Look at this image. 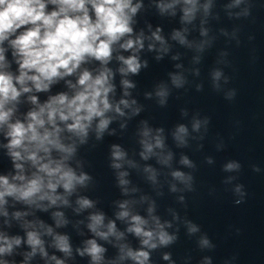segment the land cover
<instances>
[{
  "label": "water",
  "instance_id": "obj_1",
  "mask_svg": "<svg viewBox=\"0 0 264 264\" xmlns=\"http://www.w3.org/2000/svg\"><path fill=\"white\" fill-rule=\"evenodd\" d=\"M171 2L132 0L133 5H141L132 17L133 32L114 45L107 65L115 86L110 102L115 105L125 99L130 107L120 105L123 115L107 112L111 122L99 138L95 130L98 119L83 143L67 130L60 134L64 144L75 145L74 154L65 163L77 176L88 177L70 194L57 188L55 194L64 197L67 204L57 201L51 205L44 200L38 201L42 207H37L5 197L6 203L0 207V234L19 237L21 243L11 254L0 255V262L56 264L55 256L63 264H93L90 255L80 253L87 241L95 240L105 250L99 264H137L126 255L128 249L148 252L145 264H264V0H197V11L190 21L183 19V0L174 9L161 11L159 5ZM53 8L48 5L47 11ZM177 32L183 43L174 38ZM141 33L142 49L120 48V43L135 40ZM3 46L10 70L16 73L12 50L7 42ZM133 54L141 68L137 74L122 76L118 71L122 64L116 57ZM100 67L98 61L89 60L48 92L22 94L10 122L24 121L35 107L28 101L29 95H36L40 103L61 92L71 95L66 80L76 83L80 71L88 69L96 75ZM174 76L180 78L179 86L173 82ZM124 79L133 87L125 90ZM161 90L166 92L163 97L157 95ZM197 122L199 127L195 128ZM181 125L187 129L183 143L175 136ZM145 127L151 129V143L157 135L163 142V147H154L147 159L141 143ZM5 131L0 129V176L20 184L12 180L18 171L6 147ZM113 146H119L123 159H113ZM51 155L53 159L62 156L56 150ZM184 158L189 164L182 163ZM15 163L24 165L27 178L36 172L30 161ZM114 163L120 167H113ZM229 163L239 168L228 171ZM174 172L190 179H177ZM121 179L127 183L121 184ZM82 198L92 206L81 208L78 200ZM125 202L127 208L122 209ZM124 210L129 216L121 219L118 214ZM96 214L104 217L98 231L107 232L112 222L116 234L104 239L91 231L90 217ZM132 216L147 221L144 230L154 233L159 231L158 220L173 240L161 245L154 235L152 242L157 247L148 248L142 244L143 237L128 231ZM58 219L62 221L59 225ZM191 226L197 231L191 232ZM47 228L52 229L51 235ZM30 231L39 233L46 256L37 249L26 259L32 251L27 243ZM56 235L68 238L70 255L55 247ZM204 239L207 245L202 244Z\"/></svg>",
  "mask_w": 264,
  "mask_h": 264
},
{
  "label": "clouds",
  "instance_id": "obj_2",
  "mask_svg": "<svg viewBox=\"0 0 264 264\" xmlns=\"http://www.w3.org/2000/svg\"><path fill=\"white\" fill-rule=\"evenodd\" d=\"M180 2L181 0H172L171 3L161 4L159 7L163 12L174 9ZM183 4L185 5L183 19L190 21L197 11V0H183ZM48 5L54 6L53 10L47 11ZM140 7L139 3L133 5L132 0H0V129L6 128L5 136L8 138L6 147L18 171L12 180L22 182L10 183L7 176H0V207L6 203V196L30 205L36 204L37 207H42L38 201L44 200H48L51 205H55L57 201L67 204L64 197L55 194L57 188L62 187L70 194L77 184H83L88 179L85 174L77 176L65 163L74 154L75 145L64 144L60 134L67 130L79 137L83 143L93 121L98 119L95 130L99 138L111 122L106 113L114 110L117 114L123 115L120 105L130 107L125 99H121L115 105L110 102L109 94L114 92L115 86L111 83L113 72L107 65L113 57L114 45L133 32L132 17ZM205 8L207 9V5ZM153 37L163 42L157 33H153ZM174 38L184 42L179 32L175 33ZM5 42L12 50L13 60L18 65L16 73L10 70L11 64L6 59L7 49L3 46ZM119 46L125 51H139L143 48V34L141 33L135 40L131 38L125 40ZM151 47L152 45H149L150 49ZM116 58L122 64L118 69L122 76L139 72L141 63L135 54L127 58L122 55ZM89 60L98 61L101 67L96 75L88 69H83L79 72L76 83L66 80L71 95L61 92L49 96L44 103H40L36 95H29L28 101L35 107L27 112L24 121L17 119L10 122L22 94L48 92L53 84L73 76L81 69V65ZM215 75L218 78L220 73L217 72ZM173 82L179 86L181 80L174 76ZM121 83L125 90L133 87L127 79ZM124 95L127 96L128 92L125 91ZM157 95L163 97L166 92L161 90ZM161 102L163 103V100ZM61 124L64 128L60 127ZM194 127L198 128L199 123L197 122ZM141 134L144 137L141 141L144 148L142 155L147 159L154 147H163V142L157 135L154 137L155 143H151L148 139L151 136V129L147 127ZM186 134L187 129L181 125L175 136L183 143ZM53 150L62 154L60 159L52 158ZM112 155L114 160L119 161L125 154L119 146H113ZM16 161H30L36 172L27 178L23 174L24 165L15 163ZM182 163L189 164V161L184 158ZM113 167L119 168L120 164L114 163ZM237 168L239 165L236 163L226 165L228 171ZM123 175L126 173H121V176ZM173 176L180 180L190 179L181 172H174ZM120 183L126 184L127 181L121 179ZM236 190L239 192L240 188ZM78 203L81 208L92 206L91 201L83 198L78 200ZM120 207L126 209L127 202L122 203ZM3 214L7 215V212ZM15 215L19 217L21 214ZM54 215L62 216L61 213ZM118 216L123 219L129 216V212L121 211ZM90 219V230L101 238L107 239L109 234H116L112 222L107 225V232L98 231L103 225V214L93 215ZM131 219L133 225L128 231L143 237L142 244L148 248L157 247V244L152 242L154 235L158 237L161 245H167L173 240L172 236L163 231V226L158 220L156 227L159 231L154 233L144 230L143 225L147 224V221L140 216H132ZM61 222L60 219L57 220L58 225ZM189 230L195 232L197 228L191 226ZM46 231L49 235L52 234L51 228H47ZM117 235L118 238L122 236ZM54 240L58 250L70 255L71 248L66 236L56 235ZM20 243L19 237L9 238L0 234V255L11 254L13 247L19 246ZM27 243L32 251L27 253L26 259L35 255L37 249L42 255H47L39 233L28 232ZM86 243L88 246L80 254L84 255L86 252L91 256L93 264H99L105 250L95 240ZM202 244L207 245L208 240H202ZM126 255L137 264H145L149 258V253L142 250L134 252L128 249ZM123 258L122 256L121 259ZM164 258L168 259V256ZM52 259L56 264H63V261L55 256Z\"/></svg>",
  "mask_w": 264,
  "mask_h": 264
}]
</instances>
